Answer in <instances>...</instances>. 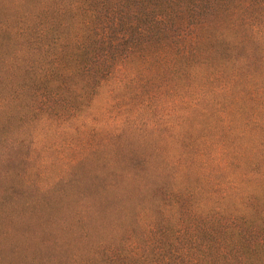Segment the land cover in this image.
<instances>
[{
    "label": "rangeland",
    "instance_id": "obj_1",
    "mask_svg": "<svg viewBox=\"0 0 264 264\" xmlns=\"http://www.w3.org/2000/svg\"><path fill=\"white\" fill-rule=\"evenodd\" d=\"M0 264H264V0H0Z\"/></svg>",
    "mask_w": 264,
    "mask_h": 264
}]
</instances>
